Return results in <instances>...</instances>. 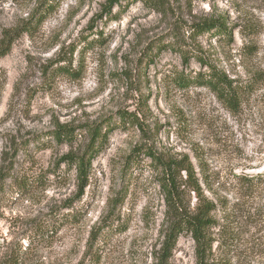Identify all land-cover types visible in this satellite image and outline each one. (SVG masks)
<instances>
[{
  "label": "rangeland",
  "instance_id": "1",
  "mask_svg": "<svg viewBox=\"0 0 264 264\" xmlns=\"http://www.w3.org/2000/svg\"><path fill=\"white\" fill-rule=\"evenodd\" d=\"M41 1L0 0V41ZM106 2L61 0L0 59V264H156L170 225L164 167L184 159L216 203L206 264H264V80L235 114L209 88L174 82L206 69L198 56L238 83L264 79V0ZM207 20L231 36L194 30ZM60 125L72 142L54 137ZM96 127L81 188L66 157L90 154ZM169 264H197L191 234Z\"/></svg>",
  "mask_w": 264,
  "mask_h": 264
},
{
  "label": "trees",
  "instance_id": "2",
  "mask_svg": "<svg viewBox=\"0 0 264 264\" xmlns=\"http://www.w3.org/2000/svg\"><path fill=\"white\" fill-rule=\"evenodd\" d=\"M61 0H42L40 3L39 13H34L25 22L24 26L16 29L17 35H12L9 31L3 33V38L0 41V59L6 56L12 49L15 40L22 34L33 35L38 28L46 21L48 15L54 11ZM124 0H107L104 10L111 11V6L119 4ZM153 6H161L165 0H143ZM195 31L199 33L216 32L231 36V31L228 30L225 24L218 20H207L195 25ZM227 36V35H226ZM92 44L91 42H89ZM198 59L204 64L206 69L200 71L196 76L178 75L174 78V82L178 86L188 87L191 85H198L209 88L215 93L218 100L223 106L232 112L237 113L242 104L246 94L254 91L258 83L264 80L262 77L251 78L244 83H238L234 78H231L225 71L218 68L215 64L198 56ZM64 60V59H61ZM64 72H71L68 65L60 66ZM72 72L71 74H74ZM125 120V115H122ZM138 124L137 116L132 117L128 122ZM101 130L94 128L92 130V144L85 156L69 155L66 158L71 162H77L79 171V178L81 188L87 184L88 171L91 167L92 157L94 156V144L100 138ZM54 137L59 142H72L77 133L74 127L68 125H60L54 131ZM106 132L102 135L105 136ZM164 173L161 181L165 200L167 205V216L170 219V225L164 242L162 252L157 258L156 264H169V259L172 256L173 250L176 248L180 235L183 232L191 234L196 242L197 264H206L208 253L213 249L216 241L214 239L211 228L217 225V220L212 214L216 209V203L209 199L203 189L197 171L190 160L184 159L182 161H169L168 165L164 167ZM181 171L185 172L184 183L180 182L179 176ZM205 182L209 183L207 175L203 172ZM6 176L0 174V190ZM181 183V184H180ZM184 187V189H181ZM187 188V189H186ZM193 192L197 197V204L195 208L191 209L190 205L185 200V192Z\"/></svg>",
  "mask_w": 264,
  "mask_h": 264
}]
</instances>
